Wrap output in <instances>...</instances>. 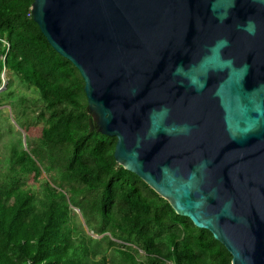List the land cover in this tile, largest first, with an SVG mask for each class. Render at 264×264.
I'll use <instances>...</instances> for the list:
<instances>
[{
	"label": "water",
	"instance_id": "1",
	"mask_svg": "<svg viewBox=\"0 0 264 264\" xmlns=\"http://www.w3.org/2000/svg\"><path fill=\"white\" fill-rule=\"evenodd\" d=\"M32 15L79 70L116 162L232 264H264V0H34ZM162 106L190 132H155Z\"/></svg>",
	"mask_w": 264,
	"mask_h": 264
},
{
	"label": "trees",
	"instance_id": "2",
	"mask_svg": "<svg viewBox=\"0 0 264 264\" xmlns=\"http://www.w3.org/2000/svg\"><path fill=\"white\" fill-rule=\"evenodd\" d=\"M33 3L0 0V89L15 75L0 92V264H232L210 231L116 162L117 138L98 131L83 77Z\"/></svg>",
	"mask_w": 264,
	"mask_h": 264
},
{
	"label": "clouds",
	"instance_id": "3",
	"mask_svg": "<svg viewBox=\"0 0 264 264\" xmlns=\"http://www.w3.org/2000/svg\"><path fill=\"white\" fill-rule=\"evenodd\" d=\"M246 31H248L250 34L255 33V23L252 20H248L245 25H243ZM229 41L225 38L217 42L216 45L212 47V52H217L219 48L222 47H227ZM226 65H231L233 62L229 59L224 62ZM246 71V67L244 69ZM183 66L179 65L176 68V74L181 75L183 74ZM158 113L161 116V122L156 123V121L153 119V124L155 125L154 131L159 132V131H164L167 134H171L173 131H180L183 133H188L190 132L191 128L190 125L184 124V125H165L163 124V120L167 119V116L170 113V109L167 106H162L159 110H153V114ZM152 116L150 115V119Z\"/></svg>",
	"mask_w": 264,
	"mask_h": 264
},
{
	"label": "rangeland",
	"instance_id": "4",
	"mask_svg": "<svg viewBox=\"0 0 264 264\" xmlns=\"http://www.w3.org/2000/svg\"><path fill=\"white\" fill-rule=\"evenodd\" d=\"M8 76H10V77H14L15 75L10 74V72H4V73H3V80H4V82H5L6 84H7L8 79H9ZM5 88H6V85H5ZM14 88L16 89V92H17L18 94L21 93V88L19 87V85L15 84ZM3 109H5V110L7 111V113L11 114L10 107L7 106V107H4ZM9 117L11 118L10 121L13 122V123H15V119H13L12 115H10ZM40 131H41V128H31V129L29 130L28 134H29L30 136H32V137H37V136H39ZM44 177H45L44 174L39 175V176H37V175H33L32 178H31V181H30V182H32V183H36L38 180L40 181V180H42Z\"/></svg>",
	"mask_w": 264,
	"mask_h": 264
}]
</instances>
